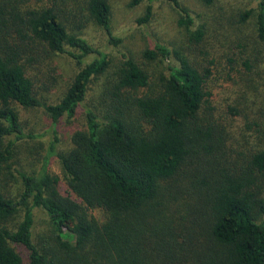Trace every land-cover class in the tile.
Here are the masks:
<instances>
[{"label":"trees","instance_id":"trees-1","mask_svg":"<svg viewBox=\"0 0 264 264\" xmlns=\"http://www.w3.org/2000/svg\"><path fill=\"white\" fill-rule=\"evenodd\" d=\"M48 1L0 9V264H264V117L247 126L257 134L251 148L230 161L226 130L201 121L210 72L192 58L205 31L191 13L169 0L187 32L189 56L161 44L143 52L148 63L168 62L158 91L151 89L150 69L124 55L106 101L88 106L92 85L112 62L81 35L82 24L75 33L69 25L94 22L119 46L110 2ZM145 1L153 0L130 6ZM258 2L255 32L264 43V0ZM152 11L149 5L139 24L149 23ZM45 53L80 66L56 103L39 97L31 68ZM17 107L43 109L54 137L38 171H16L20 192L13 196L1 178L18 143L37 138L26 135ZM80 116L85 126L74 132L72 148L58 152L57 126ZM53 157L66 176V195L50 173ZM183 176L192 185V210L179 218L173 192ZM36 208L50 218L56 254L34 242ZM94 210L104 212V223L90 216Z\"/></svg>","mask_w":264,"mask_h":264},{"label":"rangeland","instance_id":"rangeland-1","mask_svg":"<svg viewBox=\"0 0 264 264\" xmlns=\"http://www.w3.org/2000/svg\"><path fill=\"white\" fill-rule=\"evenodd\" d=\"M131 0H109L112 11V29L117 38L122 40L117 47L109 43L106 32L94 22H72L70 33L79 29L82 24L81 35L95 48L107 53L111 60V67L106 76L96 80L92 85L88 106L106 101V88H112L116 81V74L123 62V56L134 59L137 63L150 69L153 78L152 90L158 91V78L165 72L168 62L148 63L143 58V52L153 48L156 44L168 47L172 52H182L188 55L187 32L178 26L179 11L169 0L145 1L137 7L130 6ZM193 18L197 28L205 31L204 43L198 46L192 54L203 70L210 72L208 78L209 97L200 114L204 124L213 123L226 130V155L235 162L239 157L236 152L251 148L252 140L257 134L248 129L253 120L264 117V43H260L255 32V17L258 12V0H215L207 6L201 0H180ZM48 0H0V9L10 10L18 5L23 11L27 4L37 7L49 4ZM152 6L153 15L146 25L139 24L148 6ZM253 11L254 14L243 23V16ZM189 56V55H188ZM31 67L36 73L37 93L39 97L49 103L58 102L64 95L68 85L78 73L80 66L75 60L63 55L45 53L34 62ZM171 64L177 60L173 56ZM21 125L26 135L37 136L18 143L15 156L5 170L2 183L5 190L13 196L20 192V184L16 171L33 173L41 168L42 160L47 154V148L53 141V127L49 116L43 109H24L17 107ZM85 126L82 116L74 120L64 119L57 126L59 140L58 152H67L72 148V136L75 131ZM218 126V127H219ZM247 134V141L242 137ZM250 136V137H249ZM12 173L13 177L9 174ZM50 173L60 179V192L68 194L66 176L58 158L53 157ZM174 190L176 200L173 205L177 216H188L192 210L190 202V181L184 176L176 182ZM176 191V193H175ZM34 242L40 248L57 251L53 227L48 215L42 210H34ZM20 214L16 222L20 220ZM90 216L100 223H104L106 216L100 210L90 212Z\"/></svg>","mask_w":264,"mask_h":264}]
</instances>
